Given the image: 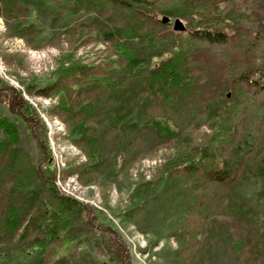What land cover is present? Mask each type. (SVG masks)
I'll use <instances>...</instances> for the list:
<instances>
[{
	"label": "rangeland",
	"instance_id": "1",
	"mask_svg": "<svg viewBox=\"0 0 264 264\" xmlns=\"http://www.w3.org/2000/svg\"><path fill=\"white\" fill-rule=\"evenodd\" d=\"M196 1L229 9L226 0ZM244 2L223 22L212 13L206 20L215 26L230 21L245 35L258 25L264 28V0ZM50 7V2L41 8L28 6L16 15L29 27L25 35L14 32L12 21L0 15V78L22 90L45 121L58 191L92 209L102 227L90 224L83 211L76 212L51 246L49 258L70 264H243L235 246L238 227L258 224L264 231V127L247 148L238 141L227 147L224 156L234 175L243 177L241 186L230 189L180 171L196 164L198 146L214 142V136L225 137L229 122L223 106L215 108V102L240 88L229 87L233 66L200 46L192 55L197 79L192 94L173 92L163 100L158 83L121 76L113 97H101L106 102L82 97V85H87L66 79L73 65L103 64L107 70L126 72L98 28L99 21L115 16L114 9L103 4L68 12ZM165 15L175 31L179 16ZM60 78L63 83L50 96L28 92L30 85ZM69 109L76 113L70 115ZM0 116L15 119L1 103ZM156 117L173 121L179 133L171 123H157ZM18 127L22 148L38 158L30 129L22 120ZM84 167L89 171L81 175ZM108 227L124 250L114 245Z\"/></svg>",
	"mask_w": 264,
	"mask_h": 264
},
{
	"label": "trees",
	"instance_id": "2",
	"mask_svg": "<svg viewBox=\"0 0 264 264\" xmlns=\"http://www.w3.org/2000/svg\"><path fill=\"white\" fill-rule=\"evenodd\" d=\"M226 1L229 4L227 11L226 4L207 6L196 0H0V15L12 21L10 27L14 32L25 35L29 27L17 16L28 6L41 8L50 2L51 10L62 12L94 7V4L111 6L115 16L109 22L99 21L98 28L103 39L114 49L117 57L114 61L126 65V72L107 70L103 64H76L69 68L70 74L66 78L87 85H82V97L98 100L103 96L113 97L122 84V78H118L121 76L143 78L151 85L158 83L163 100L172 98L173 92L181 96L192 94L197 81L191 66L192 55L200 46L211 48L233 66L229 87L236 84L240 88L232 96L225 94L215 102V108L223 106L226 118L223 119L229 122L224 130L225 137L214 136V142L198 146L194 154L196 164L184 166L180 171L231 189L234 184L241 186L243 177L234 175L228 156H224L227 147L232 141H238L247 148L249 142L255 143L264 127V28L258 25L254 32L245 35L231 26L230 21L227 26L209 23L207 13L216 15V20L221 18L223 22L236 5L241 8L246 4L245 0L240 3ZM165 14L183 17L187 29L182 32L170 30V22L162 21ZM62 81L64 79L60 78L45 85L33 84L28 86V92L50 96L60 88ZM0 103L15 114V119L0 116V264H70L67 260L49 258L51 246L58 242L61 230L78 211H83L90 224L99 223L102 227L100 217L77 199L58 191L46 123L25 99L22 90H16L0 78ZM87 108L85 106L81 111ZM66 111L70 115L76 113L73 109ZM155 119L157 123H171L173 131L179 133L173 121ZM19 120L36 140L40 152L38 158L30 157L22 148ZM88 171L84 167L81 175ZM242 205L247 206L246 203ZM260 216L264 220V214ZM255 220L258 223V217ZM237 230L240 236H237L235 246L239 260L243 264H264V231L260 225L247 223ZM106 231L112 235L114 245L124 250L117 233L111 227Z\"/></svg>",
	"mask_w": 264,
	"mask_h": 264
},
{
	"label": "water",
	"instance_id": "3",
	"mask_svg": "<svg viewBox=\"0 0 264 264\" xmlns=\"http://www.w3.org/2000/svg\"><path fill=\"white\" fill-rule=\"evenodd\" d=\"M162 21L164 23H168L171 21V17L168 16V15H164L163 18H162ZM173 29L175 31H185L187 29V26L186 24L184 23V21L181 19V18H176L175 21H174V27ZM103 264H108V263H103Z\"/></svg>",
	"mask_w": 264,
	"mask_h": 264
}]
</instances>
